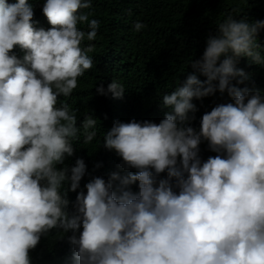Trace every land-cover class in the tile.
Returning a JSON list of instances; mask_svg holds the SVG:
<instances>
[{
  "label": "clouds",
  "instance_id": "1",
  "mask_svg": "<svg viewBox=\"0 0 264 264\" xmlns=\"http://www.w3.org/2000/svg\"><path fill=\"white\" fill-rule=\"evenodd\" d=\"M36 4L0 0V264H30L50 230L67 234L71 264H264V90L236 86L248 79L239 58L264 66V19L234 18L237 4L161 96L158 123L116 119L101 138L89 111L81 119L64 100L57 106L93 67V44L81 46L100 26L92 0H42L47 28L34 26ZM95 91L122 98L126 88L113 78ZM216 92L231 100L192 126L193 98ZM94 138L121 158L118 168L136 171L92 176L81 189L84 159L65 161L74 142ZM202 141L216 155L201 160Z\"/></svg>",
  "mask_w": 264,
  "mask_h": 264
},
{
  "label": "trees",
  "instance_id": "2",
  "mask_svg": "<svg viewBox=\"0 0 264 264\" xmlns=\"http://www.w3.org/2000/svg\"><path fill=\"white\" fill-rule=\"evenodd\" d=\"M40 3L42 0H37L32 19L37 22L35 27L47 28L49 25L40 12ZM237 4L239 9L233 12L234 18L243 17L249 22L264 19V0H92L91 18L98 19L100 26L97 37L93 41H83L81 46L93 44L92 52L88 53L93 58V67L78 78L77 88L68 97H58L57 106L64 100L78 109L81 119L82 114L89 111L100 122L97 137H101L116 119L124 122L133 118L148 119L158 123L167 110L161 106V96L171 92L192 71L187 61L202 54L207 36L216 31V23ZM135 21L146 27L133 31ZM258 42L264 45V28L258 33ZM13 51L18 56L23 55L22 50L14 48ZM236 67L248 76L237 87L264 90V66L241 57ZM197 76L201 80L205 78L198 73ZM113 78L125 85L122 98L96 93L97 85L102 83L106 87ZM236 79L239 77L233 79V84ZM230 100L227 93L221 96L219 92L201 100L193 98L197 112L192 126L198 128L200 116L215 104ZM73 146L74 154L65 162L71 165L76 157H81L86 172L90 173L82 177L81 189L92 176L107 179L113 171L121 174L136 171L118 168L121 158L113 151L97 147L96 138L88 145L77 141ZM199 148L201 160L216 155L207 148L206 141H202ZM130 187L136 190L135 184ZM68 198L73 200L75 192H69ZM66 235L59 238L56 230H50L47 236H42L36 247L29 250L30 264H71L72 246Z\"/></svg>",
  "mask_w": 264,
  "mask_h": 264
}]
</instances>
